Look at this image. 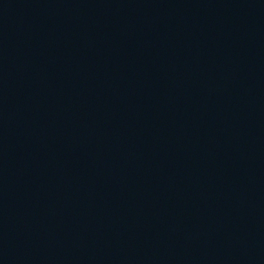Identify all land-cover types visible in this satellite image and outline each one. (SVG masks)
Instances as JSON below:
<instances>
[{"label":"water","instance_id":"water-1","mask_svg":"<svg viewBox=\"0 0 264 264\" xmlns=\"http://www.w3.org/2000/svg\"><path fill=\"white\" fill-rule=\"evenodd\" d=\"M0 264H264V0H0Z\"/></svg>","mask_w":264,"mask_h":264}]
</instances>
